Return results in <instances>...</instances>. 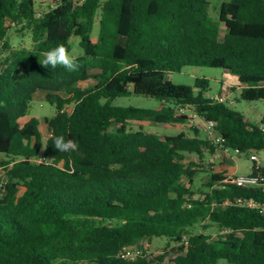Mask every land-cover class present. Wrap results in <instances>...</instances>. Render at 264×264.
<instances>
[{"label":"trees","instance_id":"1","mask_svg":"<svg viewBox=\"0 0 264 264\" xmlns=\"http://www.w3.org/2000/svg\"><path fill=\"white\" fill-rule=\"evenodd\" d=\"M51 1L39 10L37 0H0V264H264V166L253 163L251 186L204 162L219 150L264 157V116L234 108L264 102V0L224 2L216 20L210 0ZM14 29L30 48L11 46ZM73 37L77 70L40 65L60 44L70 54ZM186 67L223 70L229 85L216 95L235 104L216 101L206 78L174 84ZM39 93L56 116L21 122ZM131 96L161 105H114ZM180 107L213 123L220 141L129 128L185 124ZM58 136L76 150H56ZM154 238L169 243L160 255L121 256Z\"/></svg>","mask_w":264,"mask_h":264},{"label":"rangeland","instance_id":"2","mask_svg":"<svg viewBox=\"0 0 264 264\" xmlns=\"http://www.w3.org/2000/svg\"><path fill=\"white\" fill-rule=\"evenodd\" d=\"M231 0H210L209 6V14L213 19L219 18L220 7L222 3L229 2ZM38 6L42 3V6L38 7L39 10H47L49 7H53L54 3L51 0H37ZM99 22L96 21L94 25V29L92 32V40L97 41L99 36ZM223 32L225 31V27L222 26ZM10 44L12 47H26L30 48L32 46L31 36L28 32L18 33L15 29L9 31ZM72 51L70 53L74 58H78L83 55V50L80 47V38L73 37L71 39ZM225 72L221 69H213L206 67H186L183 69L181 73L171 74L170 80L176 85H189L192 86L195 82L196 78H206L211 81V92L210 94L216 95L220 89L223 87L220 85V81L224 78ZM91 82L81 83L82 87H86ZM44 93H39L37 97L30 103V108L28 111V115L21 120V122L25 123L29 121L31 118H39L43 120L44 118H52L56 116L57 109L55 106L48 104L44 100ZM115 106H139L143 108L156 109L159 108L161 103L152 98H146L143 96H131L128 98H118L114 102ZM234 108L246 114L253 121L260 120L264 116V102H244L239 101L235 104ZM189 119L185 124L179 125H168V124H156L152 122H132L130 123L129 128L132 131L143 130L150 134H157L160 136H176L180 133H186L188 135L193 136L194 130L200 132L201 138L208 139L213 141V136L215 131L206 126L205 122L201 121L193 111H190L188 115H186ZM41 131L44 136L48 137V130L44 124L41 125ZM261 154H264L262 152ZM260 164L264 166V157L259 156ZM232 160L237 161L238 171L237 173L245 174L250 169V157L244 156L239 157L233 151H230L229 154L224 153L219 150V153L216 154H205L204 162L207 165H214V169L216 171H227L226 167L231 169L234 168L232 166ZM198 162V158L194 155H187V162ZM233 170V169H232ZM202 176V175H201ZM206 179V178H205ZM206 181V180H205ZM6 179L0 173V185L4 184ZM213 237H217L219 232L216 228H212L209 231ZM168 241L166 239L154 238L151 241L143 240L140 242L139 246L131 247L128 249L131 255H136V253L140 250L146 251L149 254L160 255L163 250L167 247ZM174 244H171L173 246ZM171 249V248H170ZM172 257V255H171ZM219 264H228L226 261H220Z\"/></svg>","mask_w":264,"mask_h":264},{"label":"clouds","instance_id":"3","mask_svg":"<svg viewBox=\"0 0 264 264\" xmlns=\"http://www.w3.org/2000/svg\"><path fill=\"white\" fill-rule=\"evenodd\" d=\"M43 56V61H40L39 63L44 68H47L48 66H51L52 68L63 66L69 71H74L79 67L75 58L69 54L68 49L64 46V44H60L54 49L43 53ZM54 145L55 149L60 152L75 151L77 148V144L73 140L65 141L63 136L55 137ZM42 146V150L47 149L46 143H43Z\"/></svg>","mask_w":264,"mask_h":264},{"label":"built area","instance_id":"4","mask_svg":"<svg viewBox=\"0 0 264 264\" xmlns=\"http://www.w3.org/2000/svg\"><path fill=\"white\" fill-rule=\"evenodd\" d=\"M216 101L220 102V103H229V105H234L235 101L233 99L230 98V95H228V93L225 91L219 95H216L214 98ZM192 111L190 110L188 107H180L177 110V114L178 115H188V113ZM199 118V117H198ZM200 119V118H199ZM203 121V120H201ZM205 122V121H203ZM206 126L213 129L214 130V124L213 123H207L205 122ZM220 141V139L218 138V136L214 133L213 136V142L218 143ZM226 154H229V150L223 151ZM236 155L240 156L243 155L241 154L238 150L233 151ZM250 161L252 163H260V159L258 158V156L256 154H250ZM236 182L238 184H246V185H251V186H256L259 184V178L258 177H254L252 175H248V176H237ZM1 187V186H0ZM250 206L256 207L257 204H255L254 202H250ZM228 231H223L222 233H227ZM131 247H127L124 248V250L121 252V256L125 259L128 260H133L135 257H137L139 254H141V250L139 249V251L136 253V255H131L128 251V249Z\"/></svg>","mask_w":264,"mask_h":264},{"label":"crops","instance_id":"5","mask_svg":"<svg viewBox=\"0 0 264 264\" xmlns=\"http://www.w3.org/2000/svg\"><path fill=\"white\" fill-rule=\"evenodd\" d=\"M229 83V81H225V85L223 86L224 88L227 86V85H229L228 84ZM217 153H219V151L217 152ZM239 157H244V155H240ZM258 158H259V156H258ZM260 158H261V156H260ZM232 162V166H234V168H231V169H229V168H227L226 167V169H227V171H225V172H227L230 176H248V175H251V173H252V166H253V163L250 161L249 162V164H250V169H249V171L248 172H246L245 174H241V173H237V171H238V167H237V161H235V160H232L231 161ZM263 166V165H262ZM233 169V170H232Z\"/></svg>","mask_w":264,"mask_h":264}]
</instances>
